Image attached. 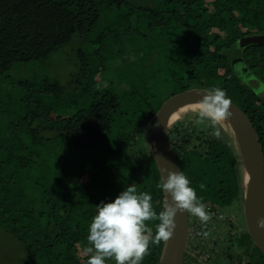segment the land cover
<instances>
[{
    "label": "trees",
    "instance_id": "1",
    "mask_svg": "<svg viewBox=\"0 0 264 264\" xmlns=\"http://www.w3.org/2000/svg\"><path fill=\"white\" fill-rule=\"evenodd\" d=\"M260 34L264 0H0V77L19 64L46 63L75 40L82 46L67 86L43 78L41 89L29 80L0 89V230L23 244L24 264H86L96 206L132 184L163 210L166 193L156 188L162 173L147 139L166 102L148 93L154 81L171 97L222 88L251 120L264 153V95L251 86L253 78L264 86V45L239 44ZM235 58L245 77L233 68ZM197 118L169 131L181 171L212 217L235 204L244 210L239 153L220 126L217 139ZM200 125L207 127L202 134ZM147 223L154 231L157 221ZM200 230H209L211 243L197 248L214 264L216 231ZM228 233L236 250L230 264H264L247 227ZM166 243L150 245L142 264H160ZM198 262L185 254L184 264Z\"/></svg>",
    "mask_w": 264,
    "mask_h": 264
},
{
    "label": "clouds",
    "instance_id": "2",
    "mask_svg": "<svg viewBox=\"0 0 264 264\" xmlns=\"http://www.w3.org/2000/svg\"><path fill=\"white\" fill-rule=\"evenodd\" d=\"M231 106L225 90L218 86L207 88L196 105V122H209L212 135L219 139L221 129L218 125L232 115ZM204 187L200 185L201 189ZM156 188L170 197L159 213L153 208L152 195L138 191L135 184L126 187L114 201H102L96 206V214L88 228L87 246L83 249L86 264H107L108 260H114L115 264H142L150 254V245L158 247L173 236L178 214L187 212L207 227L212 213L183 171L175 170V166L165 169ZM149 221H157L154 231ZM257 228L264 230V216L258 218ZM199 235L207 237L210 232L202 230Z\"/></svg>",
    "mask_w": 264,
    "mask_h": 264
},
{
    "label": "water",
    "instance_id": "3",
    "mask_svg": "<svg viewBox=\"0 0 264 264\" xmlns=\"http://www.w3.org/2000/svg\"><path fill=\"white\" fill-rule=\"evenodd\" d=\"M252 44L264 45V34L249 36L241 41L243 47ZM252 86L262 88L263 84L255 79ZM204 90L195 88L171 97L161 107L158 115L150 121L148 131L151 149L162 174L165 169L172 166H175V170H181L169 137L171 116L186 105L197 104L202 99ZM230 111L232 115L225 121L235 136L242 158L246 224L254 244L264 253V230L257 228L258 218L264 216V153L255 127L248 116L233 102ZM166 197L170 201L167 194ZM189 237L190 214L187 212L178 214L174 234L166 243L160 264H184Z\"/></svg>",
    "mask_w": 264,
    "mask_h": 264
},
{
    "label": "rangeland",
    "instance_id": "4",
    "mask_svg": "<svg viewBox=\"0 0 264 264\" xmlns=\"http://www.w3.org/2000/svg\"><path fill=\"white\" fill-rule=\"evenodd\" d=\"M253 36V35H251ZM249 37V36H248ZM246 38V37H245ZM244 39V38H243ZM242 41V40H241ZM240 41V46H241ZM135 53L136 55H140V46L139 42H136L134 45ZM240 46H236L233 50V52H239L237 51L240 49ZM243 47V46H241ZM82 46L80 43L75 40L72 44L66 46L64 49H62L60 52L55 54L49 61L42 64H19L15 67L13 71H11L6 76H1L0 78L4 80V82L0 85V89L2 91H10L12 90V83L18 82L19 80H29L34 83L39 89H41L42 82L41 80L43 78H51L56 79L59 82H61L64 86H67L71 80L76 77V75L79 72L78 64H79V51L81 50ZM233 68L237 72V74L240 77H245V69L241 63V60L238 58H235L233 60ZM121 77V76H120ZM111 77L108 78V80ZM123 78V77H122ZM249 78V77H248ZM119 79V77H118ZM256 78H253L251 81V86L254 84V80ZM82 84L86 83V79H82ZM153 88L157 87L155 91L149 90L148 93H150V96L153 97V94L157 96L156 99H159L160 102L168 101L171 98V93L167 87H163V85L159 84L158 82L154 81ZM77 88H82V86L79 85ZM143 88L145 89V85H143ZM257 91L264 95V86L262 88L258 87L256 88ZM128 91H124L123 96L124 98H127L126 93ZM170 97V98H169ZM169 98V99H168ZM168 99V100H167ZM89 99H83L81 100V107H88L89 106ZM159 102V103H160ZM165 104V103H164ZM163 104V105H164ZM78 109V108H76ZM76 109H74L72 112H74ZM197 111L195 110H187L186 112L182 113L180 116V119L175 121L171 124L170 129H174L176 125L180 126L182 124L187 125L189 121H192V119L197 118ZM209 125V124H208ZM210 126V125H209ZM222 128L223 132H226L229 134L228 140L229 143H231L232 147L235 149L238 155V159L241 163V168L243 171L242 166V158L240 155L239 147L237 144V141L235 139V136L232 131H230V127L228 123L224 120L221 122L218 127ZM205 125H200V129L198 133L202 134L204 130H206ZM231 132V134H230ZM147 139L149 141V146L151 147V143L149 140V135H147ZM198 144V140L196 141ZM238 149V150H237ZM190 232H201L200 227L202 226L199 219L194 223V216L191 215L190 218ZM194 224V226H193ZM208 225L211 226L216 232L213 233L212 238L217 241V245L219 246V253L216 257L217 259L214 261V264H230L232 256L235 257V247L232 246L227 240L230 238L228 236V231L231 230L233 235H236L238 233H241L243 230V227H247L246 224V218L245 213L242 208H239L237 204H235L231 209H228L224 211L223 213L220 212V214L216 215L215 217H212V219L208 222ZM193 226V227H191ZM206 231V230H205ZM209 231V230H207ZM221 234V235H220ZM223 234V235H222ZM222 236V237H221ZM209 241V247L211 243V234L207 237L198 235L195 237L194 235V241L189 239V246L191 253L193 255V258L198 257L200 262L194 263V264H211L209 263V251H204L202 248H197V245L200 244L202 241ZM197 241V242H195ZM26 252L23 244L19 242L15 237L11 236L10 234H7L0 230V264H24ZM110 264H115L114 260H108Z\"/></svg>",
    "mask_w": 264,
    "mask_h": 264
},
{
    "label": "bare ground",
    "instance_id": "5",
    "mask_svg": "<svg viewBox=\"0 0 264 264\" xmlns=\"http://www.w3.org/2000/svg\"><path fill=\"white\" fill-rule=\"evenodd\" d=\"M196 105L197 104H189V105H186V106L178 109L177 111H175L172 114L170 122L171 123H174L175 121L179 120L181 114L184 113V112H186L187 110H195L196 109Z\"/></svg>",
    "mask_w": 264,
    "mask_h": 264
},
{
    "label": "flooded vegetation",
    "instance_id": "6",
    "mask_svg": "<svg viewBox=\"0 0 264 264\" xmlns=\"http://www.w3.org/2000/svg\"><path fill=\"white\" fill-rule=\"evenodd\" d=\"M243 204H244V203H243ZM186 254H187V256L193 257L189 245H188V248H187Z\"/></svg>",
    "mask_w": 264,
    "mask_h": 264
},
{
    "label": "built area",
    "instance_id": "7",
    "mask_svg": "<svg viewBox=\"0 0 264 264\" xmlns=\"http://www.w3.org/2000/svg\"><path fill=\"white\" fill-rule=\"evenodd\" d=\"M191 231V230H190ZM199 231L196 233V232H194L193 233V231L192 232H190V237L192 236V237H194V235H195V237L197 236V235H199Z\"/></svg>",
    "mask_w": 264,
    "mask_h": 264
}]
</instances>
